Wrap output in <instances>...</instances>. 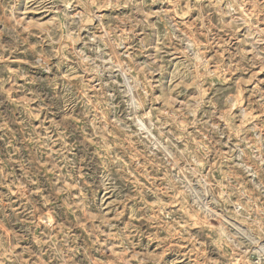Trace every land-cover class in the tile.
Listing matches in <instances>:
<instances>
[{"label":"rangeland","instance_id":"374dc122","mask_svg":"<svg viewBox=\"0 0 264 264\" xmlns=\"http://www.w3.org/2000/svg\"><path fill=\"white\" fill-rule=\"evenodd\" d=\"M0 264H264V0H0Z\"/></svg>","mask_w":264,"mask_h":264}]
</instances>
